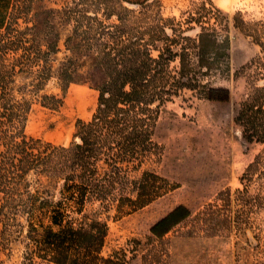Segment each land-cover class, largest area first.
I'll use <instances>...</instances> for the list:
<instances>
[{
	"label": "trees",
	"instance_id": "trees-1",
	"mask_svg": "<svg viewBox=\"0 0 264 264\" xmlns=\"http://www.w3.org/2000/svg\"><path fill=\"white\" fill-rule=\"evenodd\" d=\"M48 1L0 0V264L8 236L22 235V218L27 228L15 264H126L139 255L142 264H168L166 235L180 223L196 218L210 235L226 224H239L250 204L245 184L236 189L241 204L234 205L230 189L195 213L177 204L150 226L145 239H130L126 247L106 254L108 224L97 210L87 211L95 201L101 210L116 202L119 213L134 211L177 186L148 169L139 177L131 171L149 155L161 156L162 147L153 138L160 108L182 89L209 100L229 99L228 88L210 86L202 78L229 71V23L191 14L183 27L161 14L159 0H62L57 7ZM232 19L260 47L241 68L251 70V89L234 120L247 141L264 143V17L245 20L237 11ZM192 22L198 27L194 36L187 34L196 29ZM59 24L69 26L64 39L68 53L54 69ZM176 59L178 67L171 65ZM19 74L30 78L19 87L22 97L12 86ZM52 76L62 93L73 82L98 91L91 118L77 120L68 145L25 134L31 106L25 94H38ZM41 98L50 108L63 102L62 95L44 93ZM263 162V154H257L241 183L264 180ZM59 183L63 200L55 201L52 189Z\"/></svg>",
	"mask_w": 264,
	"mask_h": 264
},
{
	"label": "rangeland",
	"instance_id": "rangeland-1",
	"mask_svg": "<svg viewBox=\"0 0 264 264\" xmlns=\"http://www.w3.org/2000/svg\"><path fill=\"white\" fill-rule=\"evenodd\" d=\"M159 1L161 14L165 18H175L174 22L181 23L183 27L189 25L191 14L201 16L202 21L211 19L213 23L214 17L218 16V20L229 23V71L218 70L202 78L210 86L228 88L230 97L227 101L209 100L196 90L184 88L161 106L153 138L162 147V154L160 157L149 155L131 174L139 177L143 170L148 169L176 184L175 188L134 211L119 213L116 202L101 210L98 201L88 203L87 211L97 210L99 217L108 224L104 248L107 254L126 247L130 239H145L150 226L177 204H184L195 213L206 203L214 202L217 194L227 189L231 190L234 205L241 204L243 201L236 196V189L243 188L245 184L249 187L246 198L250 204L246 206L243 220L235 225L226 224L227 227L215 235L203 232L196 218L180 223L166 235L170 252L168 264H264V189H260L264 180L240 181V176L255 156L259 153L264 156V143L247 141L234 120L239 103L251 89V70L241 68L259 54L260 47L232 24V16L237 11L242 12L245 20L263 18L264 0ZM61 2L49 0L48 4L57 7ZM131 7L137 8L134 5ZM190 24L196 29L187 34L194 36L198 27L195 22ZM214 25L220 30L217 22ZM58 27L61 32L60 51L53 55L54 69L68 53L64 39L69 26L59 24ZM38 38L43 43L41 34ZM171 65L178 67V59ZM29 82L30 78L24 75L16 76L12 84L14 94L22 97L24 93L19 91V87ZM44 93L62 95L61 106L50 108L44 105L41 102ZM97 96L95 88L81 82L71 83L62 93L58 78L52 76L38 94H25L31 103L25 126L26 136L68 145L74 138L77 120L91 118ZM83 101L86 103L78 104ZM60 186L59 183L56 189H52L55 201L63 200ZM256 193L261 194L260 198L256 197ZM20 221L23 224L22 235L8 236L7 248L1 254L4 264H15L21 259L27 222L24 218ZM126 264H142L140 255Z\"/></svg>",
	"mask_w": 264,
	"mask_h": 264
},
{
	"label": "bare ground",
	"instance_id": "bare-ground-1",
	"mask_svg": "<svg viewBox=\"0 0 264 264\" xmlns=\"http://www.w3.org/2000/svg\"><path fill=\"white\" fill-rule=\"evenodd\" d=\"M87 98V97H86ZM89 99V98H88ZM82 100V99H81ZM84 100V99H83ZM87 101V100H86ZM86 101H83L82 103H78V104H83V103H86ZM90 105V104H89ZM83 112H85V111H83ZM88 112V111H87Z\"/></svg>",
	"mask_w": 264,
	"mask_h": 264
}]
</instances>
